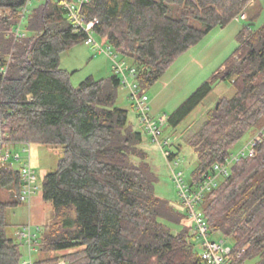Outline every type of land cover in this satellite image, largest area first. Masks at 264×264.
<instances>
[{
	"label": "trees",
	"instance_id": "16d2710c",
	"mask_svg": "<svg viewBox=\"0 0 264 264\" xmlns=\"http://www.w3.org/2000/svg\"><path fill=\"white\" fill-rule=\"evenodd\" d=\"M28 1L0 0L9 12L0 17V141L10 150L32 143L62 147L57 171L43 184L53 220L36 234L37 248L54 255L23 262L21 244L8 235L7 212L22 204L20 165L12 161L0 166V264H204L185 208L180 212L156 195L145 134L130 123L127 109L116 106L120 77H88L74 87L60 66L61 53L84 43L86 33L74 27L61 0H43L25 16V37L16 38ZM252 2L90 0L81 16L98 20L95 33L137 70L146 91L177 57ZM238 40L223 70L168 119L177 128L216 83L235 89L187 142L198 158L188 181L193 188L225 164L245 134L264 133V26L245 27ZM176 157L172 152L168 160ZM203 213L211 237L232 241L231 264H264V137L254 156L235 163L206 195ZM164 221L183 229L174 232Z\"/></svg>",
	"mask_w": 264,
	"mask_h": 264
},
{
	"label": "rangeland",
	"instance_id": "374dc122",
	"mask_svg": "<svg viewBox=\"0 0 264 264\" xmlns=\"http://www.w3.org/2000/svg\"><path fill=\"white\" fill-rule=\"evenodd\" d=\"M43 0H31L27 10L30 13L39 7ZM8 11L0 9V17L8 14ZM248 17V19H247ZM26 19L22 22L25 30ZM250 26L253 30H259L264 26V0H253L246 11L239 18L233 20L225 27H216L196 45L175 59L165 74L150 88L146 89L149 98L151 115L159 118L166 115L170 118L174 112L183 105L204 83L209 82L215 74L221 72L224 65L235 54L239 47L238 35L245 27ZM96 43L105 51L108 48L115 52L105 39L94 33ZM121 60L122 56L119 55ZM60 66L71 77V84L78 87L86 78L93 77L100 81L110 78L114 73V64L105 52L96 50L93 46L78 43L63 51L60 58ZM235 94L234 87L229 82H219L213 85L211 94L177 127L169 124L164 127L165 138L170 139L172 146L167 150L177 154L180 165L170 161L164 156L158 145L152 142L146 135L144 127L138 121L137 114L132 108L129 90L121 87L118 91L116 106L127 109L129 121L134 127L145 134V149L150 153L152 165L157 174L156 195L170 201L175 208L183 212L184 207L180 201L179 189L174 180L173 172L182 173L185 181H189L198 164L197 155L187 142L202 127L206 121V114L213 109L221 98H231ZM256 133V132H255ZM254 132L250 131L236 145L232 154L238 153L245 148L253 138ZM181 147L179 150L178 147ZM30 153L24 151V145H18L15 149L22 158L29 159L38 177V192L27 203H22L7 212L9 224L7 232L9 237L21 244L23 262H36L54 254H48L36 248L30 251L25 239L19 233L26 226H32V231L38 236L41 230L52 223L54 211L52 205L43 200V184L45 178L57 171L60 159L63 157L62 147L42 144H28ZM174 232H180L183 227L164 221ZM187 221L186 224H193ZM40 228V231L38 230ZM193 235V233H192ZM194 236V235H193ZM213 239H217L214 237ZM195 243L200 242L196 237ZM229 244L233 245L229 240ZM61 255V254H60ZM257 260H247L243 264H256Z\"/></svg>",
	"mask_w": 264,
	"mask_h": 264
},
{
	"label": "built area",
	"instance_id": "2783aa9c",
	"mask_svg": "<svg viewBox=\"0 0 264 264\" xmlns=\"http://www.w3.org/2000/svg\"><path fill=\"white\" fill-rule=\"evenodd\" d=\"M30 1L31 0L28 1L27 5L19 14L21 21L19 28L15 31L16 38H23L26 35L25 31L22 29V22L28 13L27 7ZM61 2L74 27L86 33V40L84 43L93 46L96 50H100V52H105L107 56L112 59L114 71L120 77L121 86L129 90L132 107L138 116L139 122L144 127L145 132L150 136L152 142L158 145L164 156L169 159L172 152L168 151L167 148L172 146V143L170 142V139L165 138L163 134L164 127L168 124L169 118L166 115H163L158 119L152 117L149 98L138 81L137 70L125 60H119V54L116 51L112 52L110 47L108 48V51H105L96 43L94 33L98 20L95 19L86 22L81 16L82 7L89 3L90 0H61ZM0 137L2 139L5 135L0 133ZM263 137V131L256 133L245 148L241 149L236 154L230 155L225 164H216L213 172L206 175L202 182L195 188L191 187L189 182L185 181L182 173L173 172L174 180L179 189L180 201L194 225L193 235L200 239V242L197 243V248L201 251L204 257V264H231L229 256L233 251V245L229 244V240L225 238L213 239L210 235L209 225L203 213V202L206 195L216 189L223 178L230 175V169L235 163L239 162L241 159L254 156L255 147L261 142ZM26 146L27 145H25L24 151L30 153V148H27ZM175 159V165L179 166L180 161L177 158ZM12 161L19 163L20 165L22 184L21 190L17 194V198L21 203H30L39 189L37 185L38 177L31 164L30 156L29 159L22 158L20 153L15 150H10L7 144L1 140L0 166H5ZM19 235L26 240L30 251L37 248L38 241L36 239V234L32 231V226H26ZM240 256L241 255H239L238 258Z\"/></svg>",
	"mask_w": 264,
	"mask_h": 264
},
{
	"label": "crops",
	"instance_id": "0c3cea01",
	"mask_svg": "<svg viewBox=\"0 0 264 264\" xmlns=\"http://www.w3.org/2000/svg\"><path fill=\"white\" fill-rule=\"evenodd\" d=\"M247 19H248V17H247ZM133 108V107H132ZM134 110V109H133ZM135 111V110H134ZM136 113V112H135ZM137 116V115H136ZM137 118H138V116H137ZM139 121V120H138Z\"/></svg>",
	"mask_w": 264,
	"mask_h": 264
},
{
	"label": "water",
	"instance_id": "95a60500",
	"mask_svg": "<svg viewBox=\"0 0 264 264\" xmlns=\"http://www.w3.org/2000/svg\"><path fill=\"white\" fill-rule=\"evenodd\" d=\"M217 108H218V105H217Z\"/></svg>",
	"mask_w": 264,
	"mask_h": 264
}]
</instances>
